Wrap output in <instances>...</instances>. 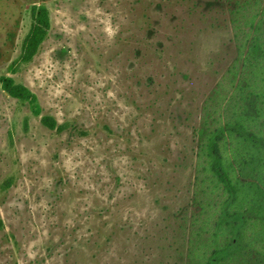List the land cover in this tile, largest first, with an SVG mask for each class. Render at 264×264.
<instances>
[{
  "label": "rangeland",
  "instance_id": "1",
  "mask_svg": "<svg viewBox=\"0 0 264 264\" xmlns=\"http://www.w3.org/2000/svg\"><path fill=\"white\" fill-rule=\"evenodd\" d=\"M258 42L264 0H0V81L41 108L0 86V264H186L226 199L202 131L237 115L245 70L264 86Z\"/></svg>",
  "mask_w": 264,
  "mask_h": 264
},
{
  "label": "trees",
  "instance_id": "2",
  "mask_svg": "<svg viewBox=\"0 0 264 264\" xmlns=\"http://www.w3.org/2000/svg\"><path fill=\"white\" fill-rule=\"evenodd\" d=\"M33 15L35 23L25 44L27 62L37 55L51 26L48 10L34 9ZM253 61L264 67L259 42L251 45L244 58L246 69L253 66ZM257 66L254 64V68ZM0 86L13 98L30 102L34 114L41 115L37 97L28 88L15 85L10 78L0 81ZM237 90L241 97H247L232 122L215 132L206 128L202 131L201 139L205 141L202 152L209 160L215 187H222L226 199L211 231L194 229L186 264H264V127L262 130L254 127L264 119V86L258 92H250L245 70ZM43 123L49 129L56 127L54 120L47 117ZM227 143L233 149L230 158L223 156Z\"/></svg>",
  "mask_w": 264,
  "mask_h": 264
}]
</instances>
